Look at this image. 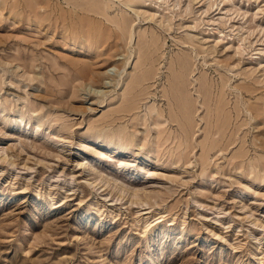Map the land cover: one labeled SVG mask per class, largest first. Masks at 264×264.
<instances>
[{"label":"rangeland","instance_id":"374dc122","mask_svg":"<svg viewBox=\"0 0 264 264\" xmlns=\"http://www.w3.org/2000/svg\"><path fill=\"white\" fill-rule=\"evenodd\" d=\"M0 264H264V0H0Z\"/></svg>","mask_w":264,"mask_h":264},{"label":"bare ground","instance_id":"6f19581e","mask_svg":"<svg viewBox=\"0 0 264 264\" xmlns=\"http://www.w3.org/2000/svg\"><path fill=\"white\" fill-rule=\"evenodd\" d=\"M97 5H99V4H97ZM100 5H101V4H100ZM101 6H102V5H101ZM97 7H98V6H97ZM102 7H103V6H102ZM102 7H101V8H102ZM95 8H96V7H95ZM96 9H97V8H96ZM54 12H55V11H54ZM54 12H53V13H54ZM98 19H99V18H98ZM88 20H89V19H88ZM88 20H86V21L88 22ZM95 21H96V20H95ZM118 21H119V20H118ZM78 23H79V22H78ZM81 23H82V22H81ZM81 23H80V24H81ZM89 23H90V22H89ZM81 25H83V24H81ZM89 25H90V24H89ZM78 26H80V25H78ZM98 26H99V25H98ZM80 27H82V26H80ZM80 27H79V28H80ZM88 29H89V28H88ZM102 29H103V28H102ZM78 31H82V32H84V30H79V29H78ZM99 31H100V30H99ZM101 31H102V30H101ZM108 31L110 32V29H108ZM108 31H105V32H108ZM102 32H103V31H102ZM105 32H104V33H105ZM109 32H108V33H109ZM111 32H112V31H111ZM108 33H107V35H108ZM84 34L86 35V33H84ZM105 34H106V33H105ZM110 34H111V33H109V35H110ZM81 35H82V34H81ZM99 35H100L101 37H103L104 34H103V35L99 34ZM107 35H106V36H107ZM109 35H108V36H109ZM90 36H91V35H89V39L91 38ZM106 36H104V37H106ZM115 36H116V35H115ZM111 38H112V37H111ZM111 38H110V39H111ZM99 39H100V38H99ZM106 39H107V38H106ZM110 39H109V40H110ZM116 39H117V37H116ZM107 40H108V39H107ZM102 41H104V40H102ZM102 41H101V42H102ZM111 41H112V40H111ZM99 42H100V41H99ZM96 43H97V41H96ZM108 43H109V41H108ZM104 66H105V65H104ZM88 73H89L90 75H94V74H95V73H93V72H88ZM95 77L97 78V76H95ZM91 82H92V81H91ZM36 125H37V124H36Z\"/></svg>","mask_w":264,"mask_h":264}]
</instances>
